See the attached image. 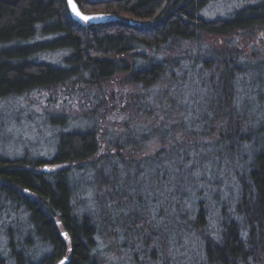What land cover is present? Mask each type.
<instances>
[{
	"label": "trees",
	"instance_id": "16d2710c",
	"mask_svg": "<svg viewBox=\"0 0 264 264\" xmlns=\"http://www.w3.org/2000/svg\"><path fill=\"white\" fill-rule=\"evenodd\" d=\"M214 1L77 0L83 11L108 16L93 24L75 20L66 0H0V110L32 91L79 85L88 95L121 74L140 90L129 108L153 124L124 132L116 140L118 153L100 156L93 117L58 115L49 121L57 139L50 158L0 152V264H99L97 239L124 225L128 241L140 242L133 264H155L158 257L161 264H264V50L244 53L206 42L264 31V0L209 17L204 11ZM153 139L163 147L148 166L167 161L181 169L178 178L171 172L161 178L176 196L160 208L162 228L149 221L147 206L141 216V204L120 206L134 211L115 221L94 210L79 214L74 165L94 159L92 167L114 188L122 169L141 166L119 149ZM209 161L232 166L239 189L236 208L222 216L216 235L203 201L196 216L189 218L185 209L184 190ZM107 170L112 180L103 176ZM185 238L203 239L202 252L170 258L167 252L186 247Z\"/></svg>",
	"mask_w": 264,
	"mask_h": 264
},
{
	"label": "rangeland",
	"instance_id": "374dc122",
	"mask_svg": "<svg viewBox=\"0 0 264 264\" xmlns=\"http://www.w3.org/2000/svg\"><path fill=\"white\" fill-rule=\"evenodd\" d=\"M254 1L256 0H218L210 3L205 8L204 13L209 17L227 15L238 8V5L241 7ZM84 12L103 13L101 10H86ZM206 42L216 47L233 45L244 53H248L254 48L264 50V31L255 32L251 36L241 33L231 38L212 36ZM170 54L175 55L172 52ZM55 58H60V55L56 54ZM71 86L32 91L11 102L8 107L1 109L0 152L23 154L26 151L32 158L41 156L50 158L56 148L57 139L51 128L53 126L52 122L49 121H52V118L58 115L67 116V119L72 121L77 118L93 117L98 126V138L101 145L100 156L107 154V152L118 153L116 140L120 139L124 132L132 130L137 125L141 127L153 125L150 117L135 114L129 108V101L134 99L140 90L136 86L126 83L124 75L116 74L103 82L101 88L86 91L89 93L88 95L79 90V85H75L74 88ZM199 93H201V99L203 100L206 94L202 91ZM190 94L187 92V97H190ZM180 98L182 97L178 95L173 113L176 116L181 115L179 109ZM192 106L196 111L199 109V104L195 106L192 104ZM59 120L57 119V121ZM143 142L142 146L136 143L129 146L133 149L126 150L125 147L119 149L124 156L133 157L134 162L140 163L141 166L138 170L127 171L122 169L114 181V188L105 184L102 175L99 176L98 171L92 167L94 159L74 165L73 171H71V179L75 188L74 204L79 214L94 210L102 220L105 218L115 221L118 218H123L124 215L128 218L130 213L134 211V208L121 209L120 206L124 204L129 206L132 203L133 206L138 207L141 204V216L144 215V209L147 206L146 216L149 221L153 220L154 224L162 228L165 218L158 215L160 208L165 205L164 200H176V196H172L171 193L169 196L167 182L165 184L161 178L165 172H171L175 177L177 175L179 177L181 169L174 162L167 161L148 166L149 158L155 156L163 145L157 139ZM204 153L206 156L210 154L208 152ZM60 167H64V165H47L45 169L49 172ZM94 167H96V164ZM207 168L202 177L191 180L193 185L191 189L184 190L185 209L189 214V218L196 216L197 203L203 201L207 209V226L210 233L216 235L222 216L233 213L235 210L239 189L235 181L234 169L226 162H216L212 165V162L209 161L207 162ZM103 176H106L108 180H112L114 177L109 170L105 171ZM21 218L23 217L19 219ZM136 223L141 226L142 222L136 221ZM108 228L110 229L109 226H105L106 230ZM128 231L125 225L120 226L118 231L110 232L108 238L97 239L100 255L99 264H133L134 247L137 250L140 242L138 238L136 240L132 238L128 241L126 234ZM196 240L191 241L185 238L184 245L186 247H178L167 252V254L171 255H169L170 258L184 260L192 254L191 251L197 249L200 253L202 252L204 240ZM162 262L163 259L158 257L155 264H161Z\"/></svg>",
	"mask_w": 264,
	"mask_h": 264
},
{
	"label": "water",
	"instance_id": "95a60500",
	"mask_svg": "<svg viewBox=\"0 0 264 264\" xmlns=\"http://www.w3.org/2000/svg\"><path fill=\"white\" fill-rule=\"evenodd\" d=\"M67 3V8L68 11L70 13V15L75 19L78 20L80 22H89V23H93V24H99L101 22H104L105 20H107L108 16L104 13H86L82 10V8L80 7L79 3L77 2V0H72V5H75L76 11L80 12L82 15H86V16H95V17H99L96 19H92L90 21H84L82 19H80L73 11H72V5H70L68 3V0H66Z\"/></svg>",
	"mask_w": 264,
	"mask_h": 264
},
{
	"label": "snow or ice",
	"instance_id": "6c2138e0",
	"mask_svg": "<svg viewBox=\"0 0 264 264\" xmlns=\"http://www.w3.org/2000/svg\"><path fill=\"white\" fill-rule=\"evenodd\" d=\"M68 3L70 4V5H72V0H68ZM240 5H238V7H239ZM72 11L80 18V19H82V20H84V21H90V20H92V19H96V18H99V17H95V16H86V15H82L80 12H78V11H76V8H75V5H72ZM66 235V234H65ZM65 259H67V257L65 258ZM59 264H65V261L64 260H61L60 262H59Z\"/></svg>",
	"mask_w": 264,
	"mask_h": 264
}]
</instances>
